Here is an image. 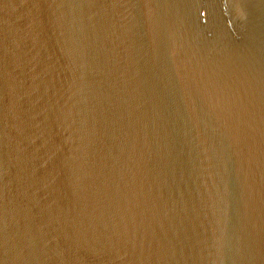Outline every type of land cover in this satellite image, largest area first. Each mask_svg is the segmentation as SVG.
I'll list each match as a JSON object with an SVG mask.
<instances>
[{"label": "water", "instance_id": "1", "mask_svg": "<svg viewBox=\"0 0 264 264\" xmlns=\"http://www.w3.org/2000/svg\"><path fill=\"white\" fill-rule=\"evenodd\" d=\"M0 264H264V0H0Z\"/></svg>", "mask_w": 264, "mask_h": 264}]
</instances>
